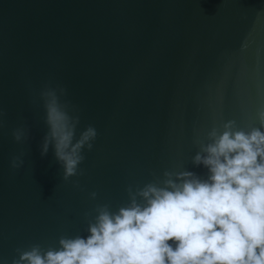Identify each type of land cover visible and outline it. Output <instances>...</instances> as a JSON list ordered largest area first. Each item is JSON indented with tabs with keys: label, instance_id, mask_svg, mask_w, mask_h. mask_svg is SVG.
Instances as JSON below:
<instances>
[{
	"label": "water",
	"instance_id": "1",
	"mask_svg": "<svg viewBox=\"0 0 264 264\" xmlns=\"http://www.w3.org/2000/svg\"><path fill=\"white\" fill-rule=\"evenodd\" d=\"M49 83L78 110L77 138L88 125L98 133L69 181L51 147L41 156ZM259 110L264 0H0V264L86 238L95 207L117 211L130 185L166 170L206 180L196 138L228 120L258 127ZM21 126L29 138L17 144Z\"/></svg>",
	"mask_w": 264,
	"mask_h": 264
},
{
	"label": "clouds",
	"instance_id": "2",
	"mask_svg": "<svg viewBox=\"0 0 264 264\" xmlns=\"http://www.w3.org/2000/svg\"><path fill=\"white\" fill-rule=\"evenodd\" d=\"M66 96L64 87L49 83L38 100L47 128L41 156L51 147L69 181L83 175V152L93 149L98 133L88 125L77 138L80 115ZM257 120L247 131L228 120L196 138L192 162L208 170L206 180L166 170L143 187L130 185L127 205L115 212L108 204L93 209L86 238L61 236L59 247L46 251L39 244L17 249L11 264H264V110ZM12 137L25 143L29 129L17 127ZM24 155L12 157L11 169L23 167Z\"/></svg>",
	"mask_w": 264,
	"mask_h": 264
}]
</instances>
